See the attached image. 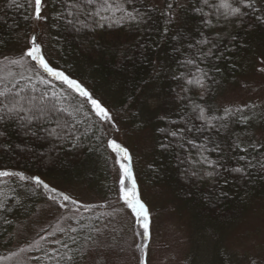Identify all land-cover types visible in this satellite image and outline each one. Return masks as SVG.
Masks as SVG:
<instances>
[{"label":"trees","instance_id":"obj_1","mask_svg":"<svg viewBox=\"0 0 264 264\" xmlns=\"http://www.w3.org/2000/svg\"><path fill=\"white\" fill-rule=\"evenodd\" d=\"M4 3L5 0H0V6ZM145 3L152 6L147 0ZM165 6L166 0H161L160 6H155L156 11L152 13L153 19L140 28L124 25L75 33L48 26L47 43L54 52L52 64L79 79L102 101L105 99L113 115L121 118L127 126L138 130L150 128L148 129L154 147L149 153L148 164L141 170L140 178L147 181L145 183L168 188L180 203H187L190 206L196 220L199 219L208 225L226 227L264 201V174L253 170L248 178H240L223 173L221 169L228 183H224V179L220 177L215 180L202 178L201 169H207V165L195 163L199 159L197 150L190 145L181 148L179 143L183 141L178 143L159 129L176 130L177 126L184 125L181 116L185 114V105L176 98L173 89L177 85L172 79L173 71L181 70L178 69L176 60H182L184 57L177 53L175 48L181 47V44L186 47L189 41L195 43L203 39L202 31L209 39L220 34L216 41L219 51L213 48L214 56L210 58V63L205 61L202 65L207 68L218 65L220 68V72L210 73L215 78V83H211L212 91L205 98L207 104L213 108L212 101L225 84L245 72L248 62L258 57L264 58V25L254 20L251 27L247 23L239 24L235 20L232 23L221 20L220 24L209 31L202 26L200 19L195 15L179 11L169 26L167 37H163L161 33L165 21L159 12L164 10ZM0 16L4 17V23H0V38L8 40L11 37L12 42L19 39V43H22L24 35L31 34L32 29L22 20L20 11L6 10L0 12ZM7 25H13L19 37L14 35ZM173 35H182L187 39L178 44L171 38ZM233 36L236 37L235 41L231 39ZM18 44L9 43L6 48L0 47V56L12 52L13 48L16 50ZM210 46L205 45L204 50L206 51ZM181 51H184V47H181ZM221 55L223 59H215V56ZM195 95L197 94L193 93L194 97ZM144 108L147 111L153 110L154 114L151 115L152 119L148 117L144 123H141L140 119L144 117H140L139 112L144 111ZM137 113L139 115L135 116ZM162 116H166L167 121L161 119ZM173 120L176 122L175 125L168 122ZM191 123L197 126L200 124L197 120H192ZM255 125H257L256 121L247 130L235 124L219 133L204 131L203 136L200 133L186 135L194 139L198 137L197 144L204 143V137L211 136L213 143H219L224 149L221 162L232 167L235 166L236 157L229 146L237 135H242L245 140L251 138L257 143L262 142L253 135ZM6 131V138H2L5 147L0 148V169L22 171L26 175L37 174L43 180H55L62 184L92 185L97 190L100 188L98 185L104 189L111 187L109 176L105 177L109 166L105 169L101 164L102 161L109 164L106 141L98 144L96 140L97 135L103 140L102 133L97 132L84 139L78 147L72 148L67 142L43 139V133L38 139L26 136L23 130L14 127H9ZM245 131L247 135H243ZM162 143L171 144L172 147L163 149L160 147ZM205 155L211 160L218 158L214 152ZM94 163L101 165L100 179H98V165L91 167ZM85 175L90 177L93 183L87 182ZM104 189L103 191H106ZM44 198L40 194L27 198L21 193L22 207L11 203L12 212L0 213V256L10 249L19 223L33 214ZM98 210L99 208H95V211ZM5 219L9 223H5ZM98 223L97 218L87 219L81 216L74 222V227L80 231L71 235L77 236L82 242L85 236L93 233ZM69 234L70 232L60 239L67 240ZM68 242L71 247H77L72 245L71 241ZM58 247L59 245L56 244L42 246L41 251L33 252L31 263L54 264L48 261L44 252L54 251ZM63 251L64 249H61V252ZM222 264L226 263L222 262Z\"/></svg>","mask_w":264,"mask_h":264},{"label":"snow or ice","instance_id":"obj_2","mask_svg":"<svg viewBox=\"0 0 264 264\" xmlns=\"http://www.w3.org/2000/svg\"><path fill=\"white\" fill-rule=\"evenodd\" d=\"M11 9L22 13V20L32 32L24 35L23 45L18 51L13 48L11 55L5 53L0 57V148L5 147L2 138H6V129L9 127L23 130L26 136L38 139L43 133V139L67 142L72 148L78 147L84 139L95 133H102L103 140L101 136H96L98 144L106 141V149L116 154L114 163L119 165V192L114 203L122 202L130 209L143 229L137 234L145 241L136 245V250L140 252L137 264H148L147 242L151 240L150 214L136 191L137 184L128 150L114 139L108 138L113 130L119 131L117 117L79 79L50 63L45 54L44 38L38 34V30L41 25L51 26L57 30H71L75 33L124 25L140 28L153 19L152 13L156 11V7L146 5L145 0H5L0 6V12ZM179 11L195 15L209 31L220 24L221 20L225 23H232L235 20L239 24L247 23L250 27L254 20L264 25V0H166L164 10L159 12L165 21L161 33L163 37H167L169 26ZM0 23H4L3 16H0ZM7 27L19 37L13 25ZM219 35L218 33L216 37L209 39L202 31L203 39L195 43L189 41L186 47L181 44V47H184L183 52L181 47L175 48V51L184 57L182 60H176L177 67L181 70L172 73V79L177 85L173 91L186 109L185 114L181 116L184 125L177 126L176 130L166 131L160 128L159 131L174 138L178 143L183 141L179 143L181 148L190 145L197 150L199 159L195 163L207 165V169H201L202 178L215 180L220 177L224 179V183H228L221 169L223 173L240 178H248L253 170L264 174V142L257 143L251 138L245 140L242 135H237L229 146L236 157L235 166L229 167L221 162L224 149L219 143H213L211 136L204 137L205 142L197 144L198 137L194 139L186 134L200 133L203 136L204 131L219 133L235 124L247 130L257 118L264 120V100L225 105L222 108H211L207 104L205 98L212 91L211 83H215V78L210 73L220 72V68L218 65H212L211 68L202 65L205 61L210 63V58L214 56L213 48L219 51L216 43ZM171 38L178 44L187 39L182 35H173ZM231 39L235 41L236 37L233 36ZM9 43L18 44L19 39L12 42L11 37L8 40L0 38V47L6 48ZM205 45L211 46L205 51ZM215 59H223V56H215ZM260 64L255 71L264 73V59ZM193 93L197 95L194 97ZM161 119L167 121L166 116H162ZM192 120L199 121V126L192 124ZM168 122L173 125L176 123L174 120ZM243 135H247V131ZM160 147L168 149L172 145L162 143ZM96 150L98 151L99 147ZM210 152L216 153L218 158L209 159L205 153ZM21 193L27 198L42 195L57 208L58 212L60 209H66L69 204L74 209L90 208L88 204L80 203L63 190L45 182L40 175H26L22 171L0 169V213L12 212L11 203L22 207ZM111 204L112 202L110 206ZM91 207L104 208L105 205ZM60 215L63 219H69L62 212ZM5 223L9 221L5 219ZM64 231L59 229V234L63 235ZM78 231L80 229L72 227L67 240H61L56 231L49 233L50 236L56 237L50 242L59 245L54 251L44 252L49 262L84 264L97 249L103 248L96 239L97 235H103L101 228H94L93 233L85 236L82 242L77 236L71 235ZM47 239L48 237L38 234V239H34L29 248L41 251L40 241ZM68 241L77 247H71ZM61 249L64 251L61 252ZM20 251L23 252L25 249L21 248ZM251 264H255V261Z\"/></svg>","mask_w":264,"mask_h":264},{"label":"rangeland","instance_id":"obj_3","mask_svg":"<svg viewBox=\"0 0 264 264\" xmlns=\"http://www.w3.org/2000/svg\"><path fill=\"white\" fill-rule=\"evenodd\" d=\"M147 1L154 6L161 4V0ZM47 31L48 26L41 25L38 34L44 38L45 54L52 63L54 52L48 46ZM23 42L17 45L16 51ZM7 54L11 55L12 52ZM262 59L264 58L258 57L248 62L245 72L225 84L212 101V107L222 108L225 105L264 100V73L255 71V68L261 66ZM103 100L107 106L108 103ZM139 114L140 117H144L140 122L144 123L146 118L152 119L151 115L154 111H147L144 108ZM117 120L119 131L113 130L108 138L114 139L128 150L137 184L136 191L150 214L151 240L147 242L148 264H222V262L251 264L252 261H255V264H262L264 262V201L226 227L208 225L199 219L196 220L190 206L187 203H180L172 191L163 186L145 183L147 181L140 178L141 170L148 164L149 153L154 147L150 128L138 130L127 126L121 118L117 117ZM255 121L257 125L253 127V135L264 142V120L257 118ZM106 153L109 164L105 161L101 164L105 169L109 166V171L105 174V177L108 175L111 180L109 189L98 185L100 188L97 190L92 185H70L55 180H45L80 203L88 204L89 209L93 208L94 211L74 209L69 204L66 209H60L58 212L57 208L44 198L33 214L17 226L13 243L10 249L0 256V264H32L33 252L37 249L29 248V244L34 239H38V234L48 237L47 240L40 241L41 247L51 246L53 243L50 241L56 237L50 236L49 233L56 231L57 236L61 238L70 232L74 222L81 216L87 219L99 218L98 227L103 230V235L96 236L103 248L97 249L96 253L84 261V264H137L140 252L136 250V245L145 243L137 234L143 229L130 209L122 202L114 203L119 192V165L114 163L116 159L114 152L106 149ZM97 165L98 179H100L101 165L94 163L91 167ZM84 177L87 182L93 183L90 177L87 175ZM110 202H112L111 206ZM100 204H104L105 207L99 208L98 211H95L97 207H91ZM61 212L69 219H63ZM59 229L65 230L63 235L59 234ZM21 248L25 251L21 252Z\"/></svg>","mask_w":264,"mask_h":264}]
</instances>
